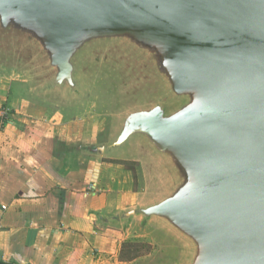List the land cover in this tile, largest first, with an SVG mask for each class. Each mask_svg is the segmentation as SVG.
I'll return each instance as SVG.
<instances>
[{"label": "water", "instance_id": "1", "mask_svg": "<svg viewBox=\"0 0 264 264\" xmlns=\"http://www.w3.org/2000/svg\"><path fill=\"white\" fill-rule=\"evenodd\" d=\"M0 41L30 49L36 93L69 98L96 49L122 44L140 102L85 149L142 157L152 184L113 219L188 243L179 264H264V0H0Z\"/></svg>", "mask_w": 264, "mask_h": 264}, {"label": "crops", "instance_id": "2", "mask_svg": "<svg viewBox=\"0 0 264 264\" xmlns=\"http://www.w3.org/2000/svg\"><path fill=\"white\" fill-rule=\"evenodd\" d=\"M109 120L73 113L0 74V264L136 259L121 260L129 232L113 217L144 200L151 175L134 153L85 149L103 141Z\"/></svg>", "mask_w": 264, "mask_h": 264}, {"label": "rangeland", "instance_id": "3", "mask_svg": "<svg viewBox=\"0 0 264 264\" xmlns=\"http://www.w3.org/2000/svg\"><path fill=\"white\" fill-rule=\"evenodd\" d=\"M29 51L24 44L0 41V74L15 80L24 79L36 93L37 84H43L45 78L40 73L42 68L37 71V62L27 54ZM96 51L99 59L90 58L85 64L79 80L82 89L78 94L69 98L66 92L55 90L49 96L42 91L36 95L41 99L50 98L58 106L71 107L73 113L102 114L109 117V122L112 115L125 112L140 102L142 79L138 61H131L126 48L117 41L108 42ZM15 52H20V55ZM77 57L74 64L81 70L86 54L80 51ZM141 94L145 97L144 93ZM131 223L126 226L129 232L127 241L140 251L132 264H179L183 259L188 260L190 250L185 241L176 239L154 224L143 225L139 218Z\"/></svg>", "mask_w": 264, "mask_h": 264}, {"label": "trees", "instance_id": "4", "mask_svg": "<svg viewBox=\"0 0 264 264\" xmlns=\"http://www.w3.org/2000/svg\"><path fill=\"white\" fill-rule=\"evenodd\" d=\"M140 255V251L136 248V245L132 242L125 241L122 244L120 258L121 260L130 261L137 258Z\"/></svg>", "mask_w": 264, "mask_h": 264}]
</instances>
